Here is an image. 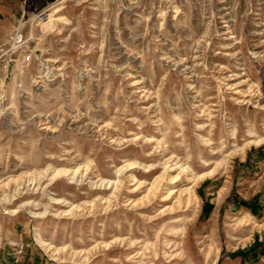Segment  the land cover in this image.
Returning <instances> with one entry per match:
<instances>
[{
    "label": "rangeland",
    "instance_id": "rangeland-1",
    "mask_svg": "<svg viewBox=\"0 0 264 264\" xmlns=\"http://www.w3.org/2000/svg\"><path fill=\"white\" fill-rule=\"evenodd\" d=\"M23 19L0 46V264H264V0Z\"/></svg>",
    "mask_w": 264,
    "mask_h": 264
},
{
    "label": "crops",
    "instance_id": "crops-1",
    "mask_svg": "<svg viewBox=\"0 0 264 264\" xmlns=\"http://www.w3.org/2000/svg\"><path fill=\"white\" fill-rule=\"evenodd\" d=\"M55 2L56 0H0V46L8 41L27 14L36 15L47 10ZM243 207L251 211L247 201ZM251 250L252 248H249L243 254L247 255L248 259L256 258Z\"/></svg>",
    "mask_w": 264,
    "mask_h": 264
},
{
    "label": "bare ground",
    "instance_id": "bare-ground-1",
    "mask_svg": "<svg viewBox=\"0 0 264 264\" xmlns=\"http://www.w3.org/2000/svg\"><path fill=\"white\" fill-rule=\"evenodd\" d=\"M41 13L44 14L45 11H42ZM133 165L136 166V163H128V166H127V167H131V168H132ZM127 167H126V168H127ZM168 168H169V166L166 164V165H165V168H164V169H165V170H164V173L169 172L170 169H168ZM121 171H122V169L118 168L117 172L120 173ZM170 171H171V170H170ZM130 177H131V180H134V179H135V176H133V175H130ZM171 180H172V181H176V180H177V177L172 176V179H171ZM115 186H117V181L115 182ZM115 188H116V187H115ZM169 194H172V191H170Z\"/></svg>",
    "mask_w": 264,
    "mask_h": 264
},
{
    "label": "built area",
    "instance_id": "built-area-1",
    "mask_svg": "<svg viewBox=\"0 0 264 264\" xmlns=\"http://www.w3.org/2000/svg\"><path fill=\"white\" fill-rule=\"evenodd\" d=\"M40 15H42L41 12H39V13L36 14V16H40ZM17 35H18V38L21 39L20 35L16 32V37H17ZM15 41H16V39L14 40L13 44L16 45V46L13 47L14 45L12 44L10 46V48H20V47H22L21 45H23L26 40L25 39H22V40H17L16 42ZM25 60H28V58L26 57Z\"/></svg>",
    "mask_w": 264,
    "mask_h": 264
}]
</instances>
